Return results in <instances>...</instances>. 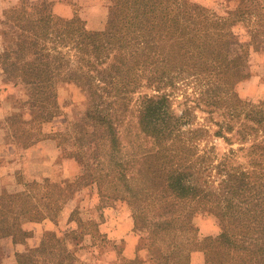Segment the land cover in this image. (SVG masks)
<instances>
[{
    "label": "trees",
    "instance_id": "trees-1",
    "mask_svg": "<svg viewBox=\"0 0 264 264\" xmlns=\"http://www.w3.org/2000/svg\"><path fill=\"white\" fill-rule=\"evenodd\" d=\"M108 2L111 16L103 29L53 15L46 39L20 33L22 50L1 56L5 82L33 91L28 101L34 105L82 82L90 105L87 134L110 155L121 152L120 125L136 117L151 142L148 150L131 160L114 157L85 177L98 188L96 211L104 200H126L134 231L157 232L147 248L153 263L188 264L184 246L173 240L196 231L194 215L206 209L220 220L221 231L199 242L205 263L264 264V99H245L237 91L253 75L252 53H264V0H239L225 14L189 0ZM240 23L248 41L236 30ZM75 187L50 180L41 192L32 186L23 201L1 193L0 239L22 234L23 217L39 205L56 222V204L74 197ZM144 192L150 203L143 204ZM150 213L159 218L150 220ZM93 217L95 228L85 233L89 243L72 249L63 243L71 232L78 239L85 227L73 218L77 229L46 232L40 247L24 254V264L112 263L99 228L104 214ZM137 251L134 258L122 252L120 264H143L139 246Z\"/></svg>",
    "mask_w": 264,
    "mask_h": 264
},
{
    "label": "rangeland",
    "instance_id": "rangeland-1",
    "mask_svg": "<svg viewBox=\"0 0 264 264\" xmlns=\"http://www.w3.org/2000/svg\"><path fill=\"white\" fill-rule=\"evenodd\" d=\"M189 1L192 4L209 8L218 14H225L228 9H232L239 4V0ZM81 4H100V6L93 11L87 13L84 12L86 13L84 16H81L79 14L80 12L77 11L79 13H77L74 18L87 23L88 21L85 17H89L93 27L102 29L105 28L111 16L110 3L108 0H82ZM30 6L31 2L24 4V11H26L24 16L27 18L29 17L27 16V12L30 11ZM38 6H41V9L43 10L46 8L45 4H38ZM52 16V14H50V16L46 15V17L45 15L44 17L42 15L40 18L42 19V22L40 25H37L38 27L36 29L27 27L29 31H25L32 33L30 31L34 30L32 33L33 35L46 39L49 34ZM28 24V26L31 25L30 23ZM35 30L39 32L36 33ZM236 30L241 33L244 40L248 41L250 39L247 35V28L244 24H238L236 26ZM21 47L22 46L17 47L14 45L9 49V51L13 52L15 50H22ZM250 69L253 75L250 78L238 83L237 91L242 98L253 101L262 100L264 99V53H252ZM85 89L86 87L82 82H74L72 84L64 85L59 89L55 99L48 100L46 102H37L35 105L34 103L28 101V99L32 97L31 95L33 94V91L29 92V90L24 89L22 86H16L15 90H13V93L11 94V99H13L16 107L13 114L15 124L20 123L25 127L27 132L32 134H27V137H25L27 139L25 143L26 146L34 143L36 139L38 141L50 138L51 147H49V149H51L52 152L57 150L54 154V157H57V163H55L52 168L44 163L39 164V166H45L44 168L46 169L50 168L46 171L45 175H50L54 178V180H52L50 176L42 175L44 179L38 178L37 180L33 178L34 180L32 181V177H29L28 175L31 172H26V174L22 177H24L23 181L27 184V187L25 186L24 190L18 193V195L5 193L4 196L8 201H11V199H14L15 201H23L24 196L30 191L32 186H35L37 190L41 192L44 190L47 181L50 180L54 182L67 180L68 182L74 183L76 185L74 197L67 201L60 200L56 204L57 207H60L59 210H57L56 222L60 226L58 229L62 232H69L77 229L76 222L69 219L79 218L85 223L86 228H82V232L77 237L78 239L73 237V234H71L72 232L64 238L63 243H65L69 249H72L73 244L85 245L89 243L90 238L89 236H85V233L87 231H93L96 222L93 215L95 216V214H98L100 211L103 212L104 217L107 216L108 220H110L109 226L113 223V225L117 227L119 223H125L126 229L127 223H131V221H133V228L135 227L134 218L126 200H122L120 198L115 200H104V202L100 204L101 209L96 211L95 207L97 206V203L100 202L98 188L90 178L85 176L90 172L105 169L107 164L112 162L114 157L131 160V158L145 153L151 145L150 140L139 130L136 117L129 115L125 123L120 125L121 152L110 155L108 147L105 144L95 140L93 135L87 134V131H91V127L89 119L86 115L90 105ZM179 98L182 99V96ZM176 106L177 108H180L178 104H176ZM198 114L199 116H202L201 113ZM30 116L32 118H30ZM24 117L28 119V121H26V125L24 123L22 124V122L25 121ZM31 127L36 131L30 132ZM218 144L220 150H224L227 147L222 139L218 140ZM28 167L29 169L31 168L30 165ZM140 196L144 199L143 204L146 201L147 203H150V200L152 199L146 192L142 193ZM41 207L42 206L39 205L38 208L33 209L28 216L26 215L23 217L22 228L27 222H42L45 218H47L45 217L46 215ZM150 215L149 219L152 221L159 218L157 214L150 213ZM193 222L197 228L196 231L190 234H182L179 238L173 240H178L180 243L178 246H184L183 252L189 257L187 262L188 264L193 263V256L195 255H200L201 261H205L204 253L199 248V242L206 236H216L221 231L220 220L212 212L206 209L197 211L194 215ZM133 232L138 239L137 246L140 248V262L147 263L150 261L148 259L147 248L150 244L155 243L157 232L147 228L138 229L137 231H134L133 229ZM97 240H101V242H103L105 239L103 240L99 237ZM174 243L175 242H173V244ZM105 246V259L111 258L112 263L115 264L122 263L121 253L126 247V242L124 240L106 238ZM95 251L97 252L99 249L97 248ZM80 253H83V251H80ZM201 253L203 258L201 257ZM21 262L27 263L28 257L22 256Z\"/></svg>",
    "mask_w": 264,
    "mask_h": 264
},
{
    "label": "crops",
    "instance_id": "crops-1",
    "mask_svg": "<svg viewBox=\"0 0 264 264\" xmlns=\"http://www.w3.org/2000/svg\"><path fill=\"white\" fill-rule=\"evenodd\" d=\"M28 2H31V6L29 7L30 11L27 12V16H29L27 18L24 16L26 13L24 4ZM81 2L82 0H0V194L18 195L24 190L25 186L27 187V184L23 181L24 177H22L26 172H31L28 175L32 177V181L34 179L38 180V178L44 179L43 176H50L45 175L50 168L46 169L44 168L45 166L42 167L39 164L44 163L52 168L57 163V157H54L57 150L52 152L49 149L51 147L50 138L38 141L36 139L34 143L26 146L27 139L25 137H27V134H32L27 132L20 123L15 124L13 114L16 107L13 99H11V94L16 87L7 84L4 80L1 56L14 45L18 47L19 34L25 30L29 31L27 27L36 29L37 25L42 22V19H40L42 15L46 17V15L50 16L52 14L62 19H70L79 12L81 16H84L87 12L93 11L100 6V4L82 5ZM37 3L45 4V10L41 9V6H38ZM85 19L88 21L85 23L89 29H102L93 27L89 17H85ZM28 23L31 25L28 26ZM30 32L33 33L34 30ZM38 32L36 31V33ZM24 118L25 121L22 124L26 125L28 119ZM30 118L32 117L30 116ZM34 131L36 130L31 127L30 132ZM29 165L31 166L30 169ZM51 179L54 180L53 177ZM11 201L15 200L11 199ZM109 223L110 220H108L107 216L104 217L99 225L100 231L108 238L124 240L126 242V247L123 251L124 255L134 258L138 252V239L133 232V221L127 223L126 229L125 223H119L117 227L113 223L109 226ZM59 227L58 223L50 218H45L42 222L30 221L25 223L22 234L0 239V264H24L21 262V257L24 254L36 251L40 247L45 233ZM201 257L203 258L202 253ZM150 261L143 264H155ZM203 262L205 261H201L200 255H195L191 264H207Z\"/></svg>",
    "mask_w": 264,
    "mask_h": 264
}]
</instances>
